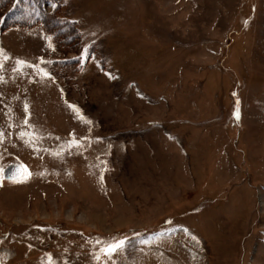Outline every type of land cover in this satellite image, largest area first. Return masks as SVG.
<instances>
[{
	"label": "rangeland",
	"instance_id": "1",
	"mask_svg": "<svg viewBox=\"0 0 264 264\" xmlns=\"http://www.w3.org/2000/svg\"><path fill=\"white\" fill-rule=\"evenodd\" d=\"M0 65V264H264V0H8Z\"/></svg>",
	"mask_w": 264,
	"mask_h": 264
},
{
	"label": "snow or ice",
	"instance_id": "2",
	"mask_svg": "<svg viewBox=\"0 0 264 264\" xmlns=\"http://www.w3.org/2000/svg\"><path fill=\"white\" fill-rule=\"evenodd\" d=\"M20 63L21 64H24L25 62L24 61H20ZM0 66H2V65H0ZM71 107H73L74 108V110H76L78 113H79V109L78 108H76V106L75 105H71ZM237 115H239V113L237 112ZM82 119H83V117H81ZM89 123H90V121H89ZM74 143H79L78 141H73ZM22 168H23V172H24V174H25V176L24 177H22V178H27V176H30L31 175V173L27 170V168H26V166H22ZM124 241L123 240H121V241H117V242H115V243H112V244H109L103 251L107 254V255H112L113 253H115V252H117V250H119L120 248H122L123 246H124Z\"/></svg>",
	"mask_w": 264,
	"mask_h": 264
},
{
	"label": "water",
	"instance_id": "3",
	"mask_svg": "<svg viewBox=\"0 0 264 264\" xmlns=\"http://www.w3.org/2000/svg\"><path fill=\"white\" fill-rule=\"evenodd\" d=\"M3 175L5 179L16 180L23 177L24 172L20 163H11L4 170Z\"/></svg>",
	"mask_w": 264,
	"mask_h": 264
},
{
	"label": "trees",
	"instance_id": "4",
	"mask_svg": "<svg viewBox=\"0 0 264 264\" xmlns=\"http://www.w3.org/2000/svg\"><path fill=\"white\" fill-rule=\"evenodd\" d=\"M7 1L8 0H0V11L2 10V9H4V7L6 6V4H7ZM43 16H45V14L43 15ZM8 19H9V21H10V18L8 17ZM4 22H5V20H4ZM18 23H23V22H21V21H18V20H15V21H13V22H8V24H6V25H8V26H2V28L4 29V28H8V27H10V25L12 26L13 24H18ZM62 23V19H57L56 18V21H53L52 23H51V27H54V26H60V25H62L61 24ZM63 26V25H62ZM50 27V28H51ZM75 60H69V61H66L65 62V64H71V63H73Z\"/></svg>",
	"mask_w": 264,
	"mask_h": 264
}]
</instances>
